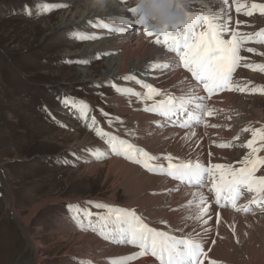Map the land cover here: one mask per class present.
Wrapping results in <instances>:
<instances>
[{
    "label": "rangeland",
    "instance_id": "1",
    "mask_svg": "<svg viewBox=\"0 0 264 264\" xmlns=\"http://www.w3.org/2000/svg\"><path fill=\"white\" fill-rule=\"evenodd\" d=\"M229 1L228 5L223 6L230 9L231 7L236 8L237 4L233 3V0ZM85 2L86 0L84 2L83 0H0V182L2 183H0V264H35L37 259L41 261V264H79L81 260L108 264L114 259L135 253V250L129 252L130 247L127 244L110 242L104 239L99 231H93L87 226L81 229L77 225L67 208L69 204L74 209L79 207L90 212L97 227L96 218L100 215H107L105 209L96 208L89 202L135 211L145 223L155 224L160 229L168 228L174 234L182 236H191L192 231H187V228L195 222L202 230L194 231L193 234H200L207 229L205 233L209 234L202 239L210 243L213 248L219 224L217 220H212L210 223L207 214L203 217L207 219V224L194 218L196 202L193 198L198 195L196 188L191 205L189 204L190 199L188 203H185L181 201L183 200L181 198L172 209L170 205L173 190L170 185L179 181L173 182V179L165 174L150 172L141 164L108 152V146L102 139V135L105 132L116 137L119 135V139L122 138L132 143L154 157L171 155L174 158L173 163L198 160L206 166L225 164L239 168L241 166L239 161L250 151L241 145L247 144L248 140L252 139L251 131L246 132L244 129L264 130V118H262L264 117V94L233 91L236 92L238 99L243 100L242 103L235 105V109L233 105L227 106V110H223L224 113L214 118L219 131L203 135L204 138L206 137L204 145L206 150L211 148L217 152L230 151L226 162L212 161L211 152H206L208 158L205 161L199 160L200 158L194 160L195 149L182 150L177 147L175 149L180 152L178 150L174 152L180 154L179 156L170 149L163 148L164 152H158L160 150L158 148H162L163 145L156 146L154 139L160 137L159 133L165 132V127L160 124L154 126L153 115L150 116L145 109L157 103L162 94L165 95L163 90L170 89L167 85L162 87L160 80L157 79L162 91H159L160 95H154L149 99L152 102L148 103L143 100L146 96L138 98V96L125 94V90L129 89L138 92V86L134 85V79H131L134 75L125 73V76L116 80H106L107 63L111 57L121 56L123 43H120V47L114 46L109 49L110 52L106 55L102 52L106 48L101 49L97 44H102V48L105 46L103 44L107 38L103 36V33L108 29L105 31L102 30L103 28L93 27L92 24L96 23L93 20V22L86 20L87 22L70 24L67 27L60 25L63 20L75 18L73 13L75 14L76 9L82 7ZM218 3L222 7V3ZM237 3L250 7L251 3H264V0H238ZM46 5H66V7L47 9ZM116 5L124 7L129 13L128 19H131L128 8L133 7L132 0H127V3L123 5L120 0H117ZM25 6L30 9L32 13L30 16L24 12ZM203 9L209 11L211 8L203 0H190L188 9L190 14L204 13ZM116 14L115 12L103 20L111 26L115 25L113 29L115 31L122 25L110 19V17L118 16ZM231 21L234 23V29L241 34H255L264 30V15L259 12L246 16L244 10L239 13L233 10ZM127 28L131 27L127 26ZM118 31L117 35H119ZM81 35L96 38L80 39ZM113 36L110 38L113 39ZM125 36L131 40L130 45H135L136 40L141 39V42L148 44L150 48L160 47L154 44L155 35L147 36L140 26L133 25L131 31L126 32ZM226 38L229 37L226 36ZM248 47L254 48L255 51L247 52L245 49ZM241 55L245 59L241 61L242 66L236 71V79L237 73L240 72V76L245 78L243 81L240 77L242 81H239L242 85L250 83L249 88L264 87V72L253 70L252 67H243L245 64L264 65V44L250 41L243 46ZM82 70L87 72H80ZM170 71L174 73L175 69ZM118 88L121 91H117ZM64 98H71L76 102V106L64 105L62 103ZM119 100L125 103L127 109L120 106ZM244 103L247 106H244ZM84 105L87 106L85 113L79 112L78 107ZM130 112L137 116L147 115L150 119L146 125L150 126L149 131L141 128L144 123L142 124L138 117L131 116ZM92 117L96 118L94 126L98 129L101 127L102 134L94 132L96 129L90 124ZM173 128L180 131L192 129L190 127L183 130L176 126ZM148 140L150 142H147ZM211 140L217 141L215 146L211 145ZM220 142L228 146L218 148ZM260 143L258 141L254 146H259ZM98 148L107 154V158H103L102 154H98L100 158L92 154ZM215 155L217 159L221 157L218 153ZM259 155L264 156V152H260ZM113 159L131 164L141 172L156 178H163L168 182L160 181L156 187L142 192L141 188L131 185L125 177L111 172V164L108 162ZM150 163L153 166L160 163L167 166V161L163 159ZM100 164L105 165L93 170L96 165ZM178 185L176 189L181 194L188 188H184V184L181 183ZM159 189H165V196L158 191ZM159 196L162 198L159 199ZM138 197L143 200H138ZM178 203L179 206H177ZM157 205L160 206L157 207ZM162 207L164 209H161ZM153 210H156L157 214H154ZM167 211L181 213L183 224L181 223L176 228L171 227L166 221ZM208 212L212 213V211ZM257 215L253 216L258 220L260 216L264 217L263 214ZM85 223H87L86 220ZM251 223L257 225L253 221ZM259 223L262 225L258 224L256 228L251 226L249 227L250 232L247 230V233H243L247 235L241 236L243 239H240L243 241L240 243L234 237L229 238L223 226L224 235L218 240L224 242L229 240L228 244L232 247L228 250L230 253L235 250V262L225 260L223 261L225 264H251L253 259L247 253L248 245L255 247L259 253L264 250V235L259 229L264 228V223L261 221ZM22 228H25L32 238L36 251L27 242ZM254 228L255 231H253ZM87 234H91L99 243H104L113 249L118 248L122 252L114 255L101 252L100 257L98 253L101 250H98L97 245L90 247L80 238ZM238 248L239 251H237ZM93 249H96L95 254H91ZM75 250H77L76 254L73 255ZM210 258L215 259L217 264L223 263L217 261L215 257L210 256Z\"/></svg>",
    "mask_w": 264,
    "mask_h": 264
},
{
    "label": "snow or ice",
    "instance_id": "2",
    "mask_svg": "<svg viewBox=\"0 0 264 264\" xmlns=\"http://www.w3.org/2000/svg\"><path fill=\"white\" fill-rule=\"evenodd\" d=\"M218 2L222 5L229 4V0H218ZM120 3L122 5L126 4L127 0H120ZM233 3L237 4L235 8L237 13L244 10L246 16H251L254 12L264 15V3H251L250 7L237 3V0H233ZM55 7H66V5L45 6L47 9ZM229 11L230 8H221L216 11L210 9L200 14L189 13L188 24L184 29L170 30L163 33L149 31L143 18L137 14L135 7L128 8V12L131 13L133 19H128L123 15L110 17L113 21L128 27L140 26L149 37L155 35L157 38L154 43L166 46L169 52L175 53L179 57L183 68L191 73L197 82L186 93L182 92L179 96H167L165 99L146 108V111L164 117L168 122L178 124L180 127L190 128L193 124L203 125L204 118L213 115V109L201 103L206 98L198 94V88L207 92L209 96L225 90L264 94V87L249 88L247 83L242 85L239 80L234 79L237 69L242 66L241 61L245 59L241 55L243 46L250 41L264 44V30L255 34H241L234 28L230 29L231 16L228 15ZM24 12L29 16L32 14L28 6H25ZM237 23L240 22L237 21ZM92 26L109 28V25L103 21L93 23ZM120 31H123V29H120ZM226 33H230L229 38H226ZM79 38L95 39L96 37L81 35ZM245 50L247 52L255 51L252 47ZM156 67L164 70L168 68V65H153L150 66V70H154ZM243 67H252L253 70L264 72V65L252 66L245 64ZM131 79L135 80L136 77L133 76ZM137 83L141 82L137 80ZM142 87L147 90V99H151L154 95H160L159 91L150 84L145 83ZM117 91H121V89L118 88ZM125 94L138 97L142 95L140 92H133L130 89L125 90ZM62 103L66 106H76V102L72 101L71 98H64ZM86 107V105L78 107L79 112L85 113ZM181 117H183V120L180 119ZM92 122L95 123L94 118ZM212 126L215 127V125ZM244 131H251L252 139L248 140L247 144L241 145L250 149V151L239 161L241 165L239 168L225 164L206 166L198 160L195 162L173 163L174 158L171 155L163 158L151 156L143 149L116 136L105 133L102 135V139L108 146V152L141 164L150 172L165 174L181 184L199 188L206 187L209 193L214 194L215 203L220 207L227 204L236 211H249L247 207L243 209L237 207V202L245 193H249L252 194L249 203L264 209V171H261L264 169V156L259 155L260 152L264 151V130L246 128ZM258 141L261 142L259 146H254ZM226 146L228 145H219V147ZM92 154L97 158H100L98 154H102L103 158H107V154L99 148ZM158 159L166 160L167 166L163 163L153 166L150 163ZM198 196L199 200L195 205L196 214L194 218L207 224V219H203V217L208 212L206 203L208 198L202 192ZM89 203L96 208L105 209L107 215H100L96 218L98 221L97 227L91 218L92 214L90 212L79 207L74 209L71 204L67 205L71 218L81 229L87 226L93 231H99V234L106 240L118 244L133 245L140 250L131 256L112 260L110 264H130V261L146 254L155 257L159 264H204V261L208 259L202 238H178L168 232L149 227L135 211L113 208L101 203ZM191 203L189 202L190 205ZM85 220L87 223H85ZM79 264H91V262L81 260ZM210 264H216V262L211 261Z\"/></svg>",
    "mask_w": 264,
    "mask_h": 264
},
{
    "label": "bare ground",
    "instance_id": "3",
    "mask_svg": "<svg viewBox=\"0 0 264 264\" xmlns=\"http://www.w3.org/2000/svg\"><path fill=\"white\" fill-rule=\"evenodd\" d=\"M68 1H73V0H68ZM83 2H84V0H83ZM203 2L207 6H209L212 10H214V11L219 10V9H221V8L224 7L222 4H221L222 7H220V5H218L219 4L218 3V0H203ZM232 6H234V4H232ZM224 8H228V7L226 6ZM204 9L206 10V8H204ZM230 10L232 12L233 10H235V8L234 7H231ZM115 12L117 13L116 15H118V16L123 15L126 18L129 17V13H127V10L124 7H120V6H118V5L115 4V5H109V7L107 8V10H105V11H99V10H96V9L91 8L89 6L88 0H86L85 4L82 7H78L76 9L75 14L73 13V17L75 16V18H72L70 20H63L60 25L67 27V25L77 24V23H80V22L83 23L84 21L87 22L88 20H90V21L93 20L96 23H98L100 21H103L104 19H107L106 17H108L109 15H113ZM205 12H207V11H205ZM231 12L228 13L229 16H231ZM130 16H131V19H132L133 17H132L131 14H130ZM231 22H233V21H231V20L229 21V27H230V29L234 28V23H231ZM112 26L109 25V28H103L102 29V30L108 29V31L105 30L107 32H104L103 33V36H106V38H107L106 39V42H104V44H103L105 46L102 48V44H99V43L97 44L99 46V48H101V49H105L106 48V50L105 51H102V52L109 53L110 52L109 49H112L114 46L115 47H117V46L120 47V43H123V49L121 48L122 49L121 56L119 55L118 58L117 57L116 58L115 57H111L110 60H109V62L107 63V71H108V73L105 76L107 81L109 79L116 80V79H118L121 76H125V73L134 75L136 77V79L133 81V83H134V85L138 86L137 91L140 92L142 95L144 94V92L146 90V89H144L142 87V85L145 84V83L152 85V87L159 89V91H162L161 85H162V87L167 85V87L170 90H163V92L165 93V95H172V96H179V95L182 94V92L183 93H186L190 88L193 87V85L189 81L188 74H186L184 72V70L179 69V63L176 62V59H175L176 55L174 53H169L168 51L164 50L163 48L158 47L157 44H156V47H158V48H150L148 46V44H146L144 42H141V39L140 40H136L137 43H135V45L134 44L130 45L131 40L129 38H127L125 35H126V32L131 31V28L133 26L131 28H127L126 25L119 26L117 28L119 31L116 29L118 31V34L119 35L116 34L117 31L113 30L115 27L114 26L112 27ZM100 28H102V27H100ZM120 29H123V31H120ZM111 34H113L114 36L111 35ZM100 35H102V34H100ZM110 36H113V39H112V37L110 38ZM119 36L121 38H119ZM122 36H124V37H122ZM226 36L230 37V33H226ZM162 51L164 53H162ZM160 64H167L168 65V68L167 69H164V70H161L159 67H156L154 70H150V66L160 65ZM172 69H175V72L174 73H171L170 70H172ZM80 72L86 73L87 71L82 70ZM240 77H241L240 76V72H238L237 73V79L238 80H241ZM241 78H243V81H245V78L244 77H241ZM157 79L160 80L159 83L161 85H159V83L157 82ZM137 80H139L141 83H137ZM248 84H250V83H248ZM231 92H233V91L227 92V95H225V96H224V94L220 95L219 96L220 99L217 98V100L218 99L220 100V101L218 100L219 101V103H218L219 108L217 109L218 116H219L220 113H224L223 110H227V106L233 105L234 106V109H235V105H238L239 103H242L243 100L242 99L241 100L238 99V97L235 95L236 92H233L234 94L231 93ZM118 102L120 103V106H122L123 108L125 107L127 109V107L125 106V103L124 102H121L120 100ZM157 102H159V100H157ZM224 104H227L226 107H224L225 106ZM213 105H214V103H213ZM243 105L244 106H247L246 103H244ZM142 113H145V112H142ZM148 114L150 116H152L151 112H148ZM130 115L133 116V117H138L140 119L141 123L143 122L145 124L144 125L142 123L143 125H141V123H138L139 125H141V128H143V129L150 128V126L149 127L146 126L147 123L150 121V119H149V117H147V115L140 114V115L137 116L135 113H131V112H130ZM225 117H226V115H225ZM260 117H261V114H260ZM262 118H264V117H262ZM94 119H95V121H97L96 118H94ZM161 120H163V118H161L159 116H157V117L156 116H152V122H153V125L154 126H157V125L160 124L161 126H164L165 127V128L163 127L164 130H165V132L164 133H159L160 134V137H158L157 139H154V143H155L156 146L163 145L162 148H158V149H160V150H158V152H164L163 148L164 149H170L173 152L176 151V150H178L179 147L182 150H187V149L194 150L195 149L194 151H196V157L194 158V160H197L198 158H200L199 160L205 161L208 158V157H206V152H211L212 155H213V158H211L212 161H216V162H219V163L226 162L227 155L230 154V151L224 150V151L217 152L216 150H212L211 148H209V150H206V147L204 146L205 145L206 137L204 138L203 135L204 134L205 135H208L211 132L219 131V129H217V127H218L217 123L214 120H212L211 118H210L211 121L209 120L210 123L208 122L209 124H207L204 128L199 127V126H195V128H192L189 131H180V130H177L176 128H173L171 130L170 129L171 128L170 125L167 122L166 123H161ZM92 121H93V117L91 119L90 124L93 125V127L96 129V131H94V132H97V133H101L102 134L103 131L101 130V127H99V129H98V127H95L94 126L95 123H93ZM212 125H215V127H213ZM148 131H149V129H148ZM153 131L154 130H152V132ZM139 132L141 133V131H139ZM106 134H109V133H106ZM109 135L114 136L113 134H109ZM226 135L227 134H225V136ZM220 137H222V136H220ZM222 138H224V137H222ZM147 142H150V141L148 140ZM216 142L217 141H215V140H211L210 143H211V145L215 146L216 145L215 144ZM177 147H178V149H175ZM218 148H220L219 145H218ZM153 149L154 150H157L155 148H153ZM215 153H218L219 155H221V157L219 159H217L215 157L216 156ZM174 154H176L178 156L180 155V154H177L176 152H174ZM109 156L111 157L112 154L109 155ZM158 158H163V157L160 156ZM108 164H111V167H110L111 168V172L117 173V175H120L121 177L122 176L125 177V179H127V181H129V183H131V185H134V186H136V188H139V189L141 188L142 189L141 190L142 192L143 191H147L149 188L156 187V185L160 181L161 182L164 181L163 183H167L168 182V181H166L163 178H156V177L150 176V175H148V174H146L144 172H141L136 167H134V166H132L131 164H128V163L126 164L123 161H118V160H114L113 159L110 162H108ZM104 165L105 164L96 165L93 168V170H96L97 168L102 167ZM170 187L173 190V193H172L173 196L171 198V203L172 204L170 205L172 207V209H173V205L175 206V203H177V201L180 200L181 198L183 199L181 201H183L185 203H188L187 201L189 199H190L189 202H191L192 196L195 194L194 193L195 190H192V189H190V190L185 189V190H183L182 194L180 192H177V189L176 188H178L179 185L176 184V183H174V184L171 183ZM164 190L165 189H162V190L159 189L158 191H160L165 196ZM197 193L199 194V193H201V191L198 190ZM203 194L208 198L206 203H211L213 205V202L211 201L209 195L207 193L206 194L203 193ZM159 197H160L159 199L162 198L161 196H159ZM195 197H196V199H195ZM139 199L143 200V198H141V197H138V200ZM193 199L195 200V202L197 204L198 203V200H199V196L196 195V196H194ZM156 201H158V199H156ZM182 204H184V203H182ZM212 205L209 204L207 206L208 207V211H212V213H213L212 214L211 212H208L207 213V218L209 219V217H210V219H209L210 223H211L212 220H214V221L217 220V222L219 224L218 225V233L216 235V239H215L216 241H215V243L213 245V248H211L212 246L208 242H204V247H205V249H208V251H210V248H211V251H210V254L209 255L212 258L213 257L217 258L218 259L217 261H222V262L225 261V260L226 261L227 260H230L229 262L234 261L235 260V255H234L235 254V250H234L233 253H230V250H228L229 247H232V246H230L228 244L229 243V240H228V242H224V241H219L218 240V239H220L222 237V235H224L223 232H222L223 231V228L225 227L224 229H226L225 231H226V234H227V236L229 238L234 237L235 240L237 239V241L240 243L241 241H243L242 240L243 238L241 236L247 235V234L244 235L243 233H247L246 232L247 230H248V232H250L249 231L250 230L249 227L252 226V228H253L255 226V225H253L251 223V221H253L257 225L260 224V226H261L262 224L259 223V222L261 221L262 223H264V217L261 218V216H260L259 217V220H258V219H255V217H254L256 214H253L254 216L253 215H245L244 216V215L240 214V215L244 216V217H241V216L238 215L239 213L237 214V213H235L233 211H230V210L227 211V209H219V210H222V211H217V209L214 208V205L213 206ZM139 206H141V205H139ZM158 206H160V205H157V207ZM177 206H179V203H178ZM135 207L137 208L138 206H135ZM180 208H181V206H180ZM161 209H164V208L162 207ZM255 210H254V212H255ZM165 211H166V209H165ZM153 213L154 214L155 213L157 214L156 210H153ZM180 214L181 213L176 212V211H175V213H169L167 211V220L166 221L169 223V225H171V227H175L176 228V227L180 226V224L183 222L182 215H180ZM257 216H259V214ZM215 217H217V218H215ZM198 225L199 224H197L195 222L192 223L189 226L187 225L188 226L187 231H189V232L192 231L190 233L191 236H189V237H197L198 238V236H200L199 238H203L204 239L209 234V233L208 234L205 233L206 231L201 232L200 234H197V235L196 234H193L194 231L198 232V231H201L202 230V229L198 228ZM206 226L207 225H205V227ZM209 226H210V224H209ZM256 226H255V228H256ZM149 227L157 228L155 226V224L154 225H149ZM255 228L253 229V231L256 230ZM262 228H259V229L262 230V233L264 235V232H263L264 228L263 229ZM22 229H23L24 234L26 235L27 242L29 244H31V246L35 249V245L33 244L32 238L26 232L25 228H22ZM211 229L214 230V228H211ZM251 232H252V229H251ZM227 236H225V237L227 238ZM186 237H188V236H186ZM80 238L82 239V241H86V243H88V245L90 247H94V245H97L98 246L97 248H99L98 250H101L98 253V254H100V257H101V252L107 253V255H114L116 253L122 252L118 248H116V249L114 248L113 249V248L107 247L104 243H101V242L99 243L97 241V239L95 237H93L91 234L82 235ZM240 238H242V239H240ZM206 244H207V246H206ZM129 247H130V250H129V252H130L131 250H133V248L130 245H129ZM249 248H250V251H249ZM246 249H247V253L250 254L251 257H252V259H253V262L252 263L250 262L251 264H264V254H262V252L264 253V250L261 253H259V251H257L255 249V247L253 248V246H249V245L247 246ZM95 250L93 249L91 251V254H95V252H96ZM35 251H36V249H35ZM76 251L77 250L73 251V255L76 254ZM237 251H239V248H238ZM208 253H207L208 259L205 260L204 264H210L211 261H214L215 260V259L212 260L210 258V256L208 255ZM131 255H132V253H129L128 256H131ZM118 259H121V258H118ZM144 261L146 263L145 262L138 261V260H136L135 262L130 261V264H144V263L145 264H159L156 260L153 259V257H151L149 255L145 258ZM35 264H41V261L39 259H37V261H36ZM91 264H96V263H91ZM108 264H110V262Z\"/></svg>",
    "mask_w": 264,
    "mask_h": 264
},
{
    "label": "clouds",
    "instance_id": "4",
    "mask_svg": "<svg viewBox=\"0 0 264 264\" xmlns=\"http://www.w3.org/2000/svg\"><path fill=\"white\" fill-rule=\"evenodd\" d=\"M88 3L93 9L105 11L117 0H88ZM132 4L149 31L163 33L180 30L188 24L190 0H132Z\"/></svg>",
    "mask_w": 264,
    "mask_h": 264
},
{
    "label": "water",
    "instance_id": "5",
    "mask_svg": "<svg viewBox=\"0 0 264 264\" xmlns=\"http://www.w3.org/2000/svg\"><path fill=\"white\" fill-rule=\"evenodd\" d=\"M1 183V182H0ZM2 184V183H1ZM20 227V226H19Z\"/></svg>",
    "mask_w": 264,
    "mask_h": 264
}]
</instances>
